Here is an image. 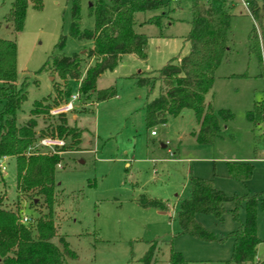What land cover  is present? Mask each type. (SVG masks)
<instances>
[{"label": "rangeland", "instance_id": "rangeland-1", "mask_svg": "<svg viewBox=\"0 0 264 264\" xmlns=\"http://www.w3.org/2000/svg\"><path fill=\"white\" fill-rule=\"evenodd\" d=\"M14 0H0V21L10 11ZM74 0H42V7L32 2L26 13L24 28L14 33L11 25L0 26V37L17 43L16 84L23 86L26 98L17 111L16 120L23 125L31 116L36 100L48 97L54 83H67L50 70L56 57L83 55L94 46L90 40H78L71 31ZM94 0H79L80 25L93 30L91 14ZM193 0H170L164 9L135 13L136 32L148 37L145 59L133 53L121 56L116 68L100 75L96 89L114 88L116 96L96 102L80 95L72 112L53 114L80 93L81 81L69 79V99L56 104L48 114L37 118V135H49L51 128L67 119V126L81 130V143L70 148L73 140L65 138L67 150L60 152L56 167L54 221L57 227L53 242L60 247L61 237L76 257L65 255L67 264H145L143 257L152 249L150 264H169L172 251L179 252L190 264H235L231 261L236 231L246 220V204L238 207L239 220L232 214L233 202L225 204L222 221L212 214L198 213L196 219L216 240L204 241L180 233L178 209L189 196L193 176L210 178L217 189L228 196L260 194L264 199V118L251 121L248 113L264 106V67L250 51L249 34L256 23L246 0H237L231 10L230 50L216 71V79L207 95L215 112L229 109L233 120L221 121V133L211 144L197 142L195 112L185 109L165 124L146 125V103L155 97L159 85L149 94L147 87L137 84L141 73L157 74L169 60L186 56L190 42ZM161 16V24L144 23ZM264 23V22H263ZM258 25V24H257ZM64 45L59 47L61 39ZM85 58L82 72L94 64ZM0 85L2 83L0 82ZM4 101L0 99V112ZM63 114V116H62ZM155 131V135L152 134ZM32 151L49 153L39 146ZM74 145V144H73ZM77 148V149H75ZM249 163L252 176L245 180L230 177V166ZM141 194L169 204L166 213L157 208H143L137 198ZM0 198L2 207L16 211L31 220L48 212L43 197L33 199L17 189L15 157L0 158ZM261 202V201H260ZM257 234L262 240L257 259H264V207H257ZM23 221V220H22ZM222 238V241L219 239Z\"/></svg>", "mask_w": 264, "mask_h": 264}, {"label": "trees", "instance_id": "trees-1", "mask_svg": "<svg viewBox=\"0 0 264 264\" xmlns=\"http://www.w3.org/2000/svg\"><path fill=\"white\" fill-rule=\"evenodd\" d=\"M29 2L36 8L42 7V0H14L10 11L0 21V26L3 23L9 24L14 33H20L24 28ZM246 3L256 22L249 34L250 51L257 54L260 65L264 67V0H246ZM236 5L237 0H193L191 30L186 36L190 42L189 53L182 58L169 60L156 75L141 73L137 77V84L147 87L149 94L159 85L158 94L151 99L149 97L146 103L147 127L165 124L169 118L179 116L183 110L192 109L199 125L194 136L198 143L206 145L213 143L220 135L221 121L226 123L233 120L231 110L215 112L206 97L214 85L217 69L230 50L231 10ZM169 6L170 0H94L91 14L95 18V28L90 30L81 28L80 2L74 0L70 33L78 40L93 41L94 47L83 55L75 53L55 58L49 69L56 71L67 83L62 85L55 82L53 93L34 102L30 118L21 126L17 124L16 114L26 93L23 86L16 84L17 43L14 39L0 37V99L4 101L0 112V158L15 157L18 191L31 197L34 205L39 197H43L48 208V212L41 215L33 227L23 222L18 212L3 208L0 198V264H67L65 255L76 257L63 237L60 239L62 247L52 241L57 231L54 221L55 175L61 161L60 152L69 148L65 138L71 137L73 143L70 148L73 149L81 143L82 132L76 127H68L67 119L62 117V122L52 127L49 135L43 133L38 136L37 118L50 112V99L56 104L59 101L57 96L64 100L70 98L69 79L79 80L83 77L80 95H87L96 102L116 96V90L112 87L97 90L96 82L100 75L114 70L125 53H133L143 59L147 57L145 48L148 37L136 32L135 13ZM144 23L160 25L161 16L150 18ZM63 45L62 38L59 47ZM85 58H93L95 63L88 67L84 75L81 67ZM263 113L264 106L256 107L248 113V118L255 122L263 119ZM44 136L59 137L64 139L65 144L57 147L55 153L31 151L38 139ZM252 172L253 166L249 163L229 168L230 177L240 180L250 178ZM242 201L246 204V220L232 233L234 248L231 261L235 264H264V259L256 257L257 247L262 241L257 234L256 214L260 203L264 207V199H260V194L228 196L215 187L212 179L193 176L189 196L179 203L180 233L204 241L216 240L215 235L196 219V215L212 214L222 221L227 211L225 204L233 202L235 208L232 214L239 220L238 207ZM137 202L143 208L168 210L162 200L146 194H141ZM152 259L151 249L143 261L150 264ZM169 264L190 262L181 253L172 251Z\"/></svg>", "mask_w": 264, "mask_h": 264}, {"label": "built area", "instance_id": "built-area-1", "mask_svg": "<svg viewBox=\"0 0 264 264\" xmlns=\"http://www.w3.org/2000/svg\"><path fill=\"white\" fill-rule=\"evenodd\" d=\"M80 99V93L73 94L67 102H65L63 105H61L59 108L53 110V114H58L62 112H72L74 111L77 106L76 102ZM264 118V113H263ZM152 134L155 135V131H152ZM39 146H43L49 150V152L55 153L57 151V147H61L65 144L64 139H61L59 137H53V136H44L40 138L38 142ZM33 147L31 148L32 151ZM60 166V164H59ZM23 222L28 223L31 219L27 216L22 217Z\"/></svg>", "mask_w": 264, "mask_h": 264}, {"label": "crops", "instance_id": "crops-1", "mask_svg": "<svg viewBox=\"0 0 264 264\" xmlns=\"http://www.w3.org/2000/svg\"><path fill=\"white\" fill-rule=\"evenodd\" d=\"M92 42H93V41H92ZM93 47H94V46H93ZM93 47H92V48H93ZM166 205H167V207L170 206L169 204H166ZM159 210H160V209H159ZM167 211H168V210H166V211H165V210H160V213H166Z\"/></svg>", "mask_w": 264, "mask_h": 264}]
</instances>
